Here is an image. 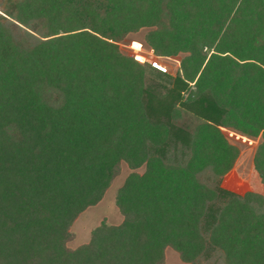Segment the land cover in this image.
I'll return each instance as SVG.
<instances>
[{
    "label": "trees",
    "instance_id": "16d2710c",
    "mask_svg": "<svg viewBox=\"0 0 264 264\" xmlns=\"http://www.w3.org/2000/svg\"><path fill=\"white\" fill-rule=\"evenodd\" d=\"M145 29L174 74L122 53ZM264 0H0V264H264ZM117 225L65 247L119 165ZM142 168V171H137Z\"/></svg>",
    "mask_w": 264,
    "mask_h": 264
},
{
    "label": "rangeland",
    "instance_id": "374dc122",
    "mask_svg": "<svg viewBox=\"0 0 264 264\" xmlns=\"http://www.w3.org/2000/svg\"><path fill=\"white\" fill-rule=\"evenodd\" d=\"M145 29L128 34L121 40L117 41L119 50L133 58L145 59L147 62L151 60L153 55L146 44L142 42L143 33ZM182 56L181 53L173 55L171 57H160L157 59L159 63L165 67L169 74H174L177 71L179 59ZM223 135L227 141L236 146L238 155L235 158L229 171L221 176L220 186L228 191H233L237 194H243L245 192H253L264 195V183L260 177L256 174L252 165V158L254 149L258 141L256 139H247L241 137L232 131L221 129ZM137 171H142L139 168ZM130 172L126 163L119 162V165L115 171L109 187L105 190L101 199L92 207L87 208L80 216L69 226L68 239L65 243V247L73 249L82 243H86L89 240V232L91 229L98 225L100 222H104L106 225H117L122 220V215L114 206V196L116 190L123 182V178ZM162 263L159 264H189L179 260L177 254L170 248L164 250V256Z\"/></svg>",
    "mask_w": 264,
    "mask_h": 264
},
{
    "label": "built area",
    "instance_id": "2783aa9c",
    "mask_svg": "<svg viewBox=\"0 0 264 264\" xmlns=\"http://www.w3.org/2000/svg\"><path fill=\"white\" fill-rule=\"evenodd\" d=\"M152 53V52H151ZM153 54V53H152ZM151 60H149L148 62H147V60L145 59V57H144V59H140V58H138V59H136V58H134L136 61H138L139 63H144V62H147L151 67H153V68H155V69H157V70H160V71H162V72H167V70L165 69V67L164 66H162L160 63H159V61L157 60V59H160V56H158V55H155V54H153V55H151ZM168 73V72H167Z\"/></svg>",
    "mask_w": 264,
    "mask_h": 264
}]
</instances>
